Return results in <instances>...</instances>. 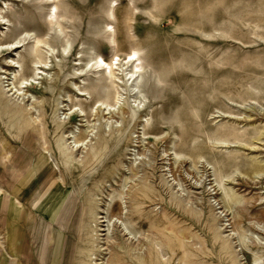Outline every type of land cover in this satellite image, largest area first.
Wrapping results in <instances>:
<instances>
[{"label": "rangeland", "instance_id": "374dc122", "mask_svg": "<svg viewBox=\"0 0 264 264\" xmlns=\"http://www.w3.org/2000/svg\"><path fill=\"white\" fill-rule=\"evenodd\" d=\"M97 56L113 74L83 70ZM259 168L264 0H0V262L41 264L50 217L56 253L86 205L72 264H254Z\"/></svg>", "mask_w": 264, "mask_h": 264}, {"label": "bare ground", "instance_id": "6f19581e", "mask_svg": "<svg viewBox=\"0 0 264 264\" xmlns=\"http://www.w3.org/2000/svg\"><path fill=\"white\" fill-rule=\"evenodd\" d=\"M46 2H48L49 0H45ZM56 12H57V6L56 5H52L51 6V10H50V12H49V15L50 16H55V18L57 17V14H56ZM54 19V18H53ZM57 25H59V22H57L56 23ZM56 27V26H55ZM57 27H59V29L61 28V26H57ZM52 30V29H51ZM40 42H42V41H39V43ZM46 44H48V43H46ZM69 44L70 43H67V45L64 47L65 49H67L68 47H69ZM128 60H129V62L131 63V62H135V63H137V62H139V60H141V59H139V58H137V52L136 51H134L133 53H131L129 56H128ZM118 62H116V63H113V64H115V65H120V63H119V61H120V59L119 58H117L116 59ZM94 62V63H93ZM90 68H96V70L97 71H106V73L107 72H109L110 74H113L112 73V66H110L109 64H107L106 62H104V60L100 57V56H97L96 58H94V59H91L85 66H84V68H83V70H89ZM143 69V68H142ZM140 70H141V67L139 66V65H134V70L132 71V72H130L129 73V75H130V80L131 79H133L134 77H135V75L136 74H138L139 75V72H140ZM139 76H141V75H139ZM137 78H138V76H137ZM102 87V86H101ZM136 87V86H135ZM103 89H104V87H102ZM137 88V87H136ZM105 90V89H104ZM104 92V91H103ZM107 91H105L104 93H106ZM108 93V92H107ZM107 97V96H106ZM142 98V97H141ZM101 99V98H100ZM118 99H120V98H117V101H118ZM96 101V100H95ZM99 100H97V102H98ZM102 101V100H101ZM104 103V102H103ZM101 104H102V102H101ZM18 108V107H17ZM21 108V107H20ZM23 108V107H22ZM19 109V108H18ZM24 109H22V111H23ZM23 112H25V111H23ZM23 112H21V111H15L14 113L16 114L15 115V117H13V122H15V121H17V125H16V127L17 126H19L20 125V122H21V120H22V116H24V113ZM136 114V113H135ZM132 116V115H131ZM129 120H131V119H129ZM131 122H132V120H131ZM120 131H122V129L120 130ZM124 131V130H123ZM122 131V132H123ZM124 133V132H123ZM122 133V134H123ZM106 140V139H105ZM100 145V144H99ZM108 146V145H107ZM95 147V146H94ZM97 147V146H96ZM72 150V149H71ZM59 151H60V149H59ZM99 153V152H98ZM109 153V152H108ZM106 154H107V152H106ZM105 154V155H106ZM60 157V156H59ZM94 157H95V153H92L91 154V156H90V164H92L93 163V160H94ZM60 160V159H59ZM64 161H65V159H64ZM88 161V162H89ZM88 162H86V163H88ZM102 162V161H101ZM66 163V162H65ZM69 164V163H68ZM45 165V164H44ZM44 165H41L40 167H37L36 168V164L33 166V168H35V169H32V168H29V169H27V171L25 172V169H26V166L24 165V167H22L21 169H20V174H19V176L18 177H16V179H18V181L19 180H21L22 182H20L19 183V185H18V188H21V187H23V186H25L27 183H29L34 177H35V175L37 174V172L44 166ZM62 165V164H61ZM89 165V164H88ZM31 167V166H30ZM43 169V168H42ZM69 171V170H68ZM71 171V170H70ZM259 171H264V168H259ZM82 190V189H81ZM80 190V191H81ZM94 191V190H93ZM81 193H83V192H81ZM88 194V193H87ZM92 195V194H91ZM90 195V196H91ZM89 196V197H90ZM94 196V195H93ZM85 198V197H84ZM92 198V197H91ZM88 200V199H87ZM90 200V199H89ZM88 200V201H89ZM235 200V199H234ZM233 200V201H234ZM65 201V200H64ZM64 201L62 202V203H64ZM88 201H86V202H88ZM92 201V200H91ZM94 201V200H93ZM232 201V202H233ZM43 202V201H42ZM42 202L39 204V205H37V207H36V209L42 204ZM89 203V205H90V201L88 202ZM234 203H235V201H234ZM63 205V204H62ZM2 206L3 205H0V211H4V208H2ZM86 206V205H85ZM85 206H82V209H80V213H79V210H76V212H75V215H74V223H73V229H72V233H73V237L74 238H71L69 241H66L65 242V240H64V238L62 239V243H60V246H58V250L56 251V253H54V250H55V241H56V233L57 232H59V231H61V232H63V227H61V225L59 224V222H58V220H59V218H60V215H61V213H60V215H59V212L61 211V208H62V206L60 207V209L56 212V214L55 215H53V216H51L50 217V219L48 220L49 222H51V227H49V232H48V234H46V235H48L49 237H47V239H48V246H47V250L45 251V253H44V255H42V257H41V259H40V262H41V264H72V260H73V248H74V244L76 243L75 241H76V239L78 238V236H79V234L81 235V231H82V236H81V240H80V242L81 243H84V241H85V244L87 245V247H91L92 245H93V243H95V240H94V238H93V240H92V234L90 233L91 232V227H89L88 226V224H87V222L89 221V217H90V214H91V211H89V209L87 208V207H85ZM91 206H93V204L91 205ZM91 208V207H90ZM94 208V207H93ZM93 211H94V209H93ZM13 215L15 216V217H17L18 216V214H17V212L16 211H13ZM59 215V216H58ZM5 216H6V214L5 213H3V217L5 218ZM58 217V218H57ZM94 218V217H93ZM121 218V217H120ZM93 220V219H92ZM57 222H58V224H57ZM53 224H54V226H53ZM117 224V223H116ZM59 225V226H58ZM47 226V225H46ZM55 226H58V227H55ZM86 231V234H87V236H85L84 235V233L83 232H85ZM88 231V232H87ZM92 232H94V231H92ZM51 233H53V236H50L51 235ZM64 233V232H63ZM19 233L18 232H14L13 231V235H14V237H16V238H19L20 237V234L18 235ZM32 234V233H31ZM50 234V235H49ZM83 235H84V237H83ZM85 237H86V239H85ZM33 238V237H32ZM15 240V238H13L12 239V247H13V249H14V251H15V254L17 255V256H21L22 254H23V252H26V250H27V252L29 251L28 250V248L26 247V248H23L24 246H19V240H18V242L17 241H14ZM36 241V240H35ZM89 241V242H88ZM115 241V240H114ZM20 242H21V239H20ZM116 242V241H115ZM20 244H22V242L20 243ZM230 246H228L227 248H229ZM184 248V247H183ZM78 250V249H77ZM231 250V249H230ZM93 251V250H92ZM27 252L26 253H24V256L27 258V260H26V262L27 261H29L30 260V258L31 257H28L27 255ZM187 254V253H186ZM14 255V254H13ZM151 261H152V263H155L154 262V259H152V257H153V251L151 252ZM116 257V258H115ZM114 257V259L112 260V264H128L129 262H128V260H127V258H126V256H124L123 254H121V253H118L116 256ZM183 259H184V257H183ZM263 257H258V258H255L254 259V264H260V262H262L263 261ZM18 260H20V259H17V261ZM151 261H150V263H151ZM10 262V261H9ZM0 264H7V262L6 261H1L0 262ZM9 264V263H8ZM10 264H16V263H14L13 261H11L10 262ZM25 264V263H24ZM87 264H90L89 262L87 263ZM108 264H110V263H108ZM136 264V263H135Z\"/></svg>", "mask_w": 264, "mask_h": 264}]
</instances>
